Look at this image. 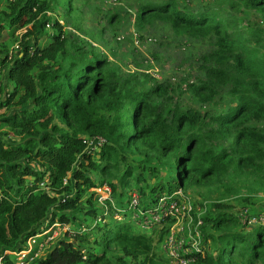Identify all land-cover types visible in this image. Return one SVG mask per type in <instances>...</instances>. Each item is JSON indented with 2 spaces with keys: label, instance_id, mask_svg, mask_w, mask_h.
Segmentation results:
<instances>
[{
  "label": "trees",
  "instance_id": "1",
  "mask_svg": "<svg viewBox=\"0 0 264 264\" xmlns=\"http://www.w3.org/2000/svg\"><path fill=\"white\" fill-rule=\"evenodd\" d=\"M55 1L0 0V39L8 30L18 43L0 41V108L10 107L0 115V264H17L13 252L55 224L68 226L64 237L22 264H170L160 249L170 217L133 230L110 200L86 195L97 184L117 209L134 192L142 209L179 189L190 196L213 248L187 264H264V224L243 222L226 201L245 195L254 205L264 194V0L138 4V31L165 21L202 44L193 71L173 83L123 70L76 35L78 25L48 15ZM121 17L113 11L107 23Z\"/></svg>",
  "mask_w": 264,
  "mask_h": 264
},
{
  "label": "rangeland",
  "instance_id": "2",
  "mask_svg": "<svg viewBox=\"0 0 264 264\" xmlns=\"http://www.w3.org/2000/svg\"><path fill=\"white\" fill-rule=\"evenodd\" d=\"M68 1L69 0L55 1V3H53L54 10L48 12V15L52 18H57L61 23L69 26L70 28L67 27L69 30H74L72 27L75 24L78 25L80 30H74L75 34L91 43L94 48L107 54L110 59L117 63L123 70L139 69L138 71L147 72L158 80L167 79L171 80L172 83L178 81L179 77L184 76L187 72L191 73L193 71L195 66L194 60L196 59L195 53L197 52L196 49H200L202 46L200 41L176 36L169 23L165 21H155L151 27H147L141 31L136 29L134 23L136 8L138 4L146 0H70L73 10L67 14L65 3ZM196 1L199 3L208 2V0ZM178 2L181 6L184 2L191 6L195 0H178ZM117 10L120 11L122 17L116 28H113L107 23V16L109 13ZM253 19L257 20L256 17H253ZM20 33H22V31ZM15 36L11 35L10 31L6 30L3 32V37L0 41H7L10 48H15L14 46L17 43L14 42ZM39 42L43 44L45 42V37L41 38ZM6 80L4 73L2 76L3 85L7 83ZM8 86L10 88L13 87L11 82H9ZM187 99L188 95L184 94L182 96V101L186 103ZM8 108L10 107L0 108V115L8 113L10 110ZM2 129L6 130L7 127H3ZM9 134L10 136L8 139L10 141L13 143L19 142L18 136H14L12 133ZM161 169L165 173H170L172 171V169L166 165H162ZM94 177L96 178L95 175ZM41 187H45L44 183H41ZM102 187L103 185H94L88 188L86 195H93V198L100 204L99 195L103 192ZM189 193L193 199L201 200V196L192 190H190ZM244 198L245 195H240L237 197H228L226 201L233 206L232 210L242 218H244L245 215L252 216L256 213L264 215V194L256 199L254 205L245 206ZM193 212L196 217L200 218L202 212L199 208L194 209ZM113 214L117 220H119L117 217H120L122 220H128L137 225V228L133 226V230H142V228L138 226V222L139 220H143L144 215L137 220L136 224L133 215L129 212L119 214L114 212ZM190 219L191 214L188 218H181L179 221L170 219V227H174V229L178 231L174 232V235L178 239H188L195 234L194 227L196 223L193 215L191 221H189ZM250 219L252 220L253 217ZM99 222L100 216L91 220L90 226ZM101 222H104V220L101 219ZM163 225L164 222L162 226ZM67 229V225L62 226L58 224V226H54L51 229V236L45 237L44 249L42 251V247H40L39 255L43 252H47L53 244L58 243V241L64 237L63 233ZM93 231L98 234L96 228H94ZM149 232H151V230ZM198 233L200 246L207 249L212 247L211 240L206 237L204 238L205 233L202 234L203 239L200 237V232ZM31 246L33 247L34 244L31 243ZM22 256L23 254H20L19 258Z\"/></svg>",
  "mask_w": 264,
  "mask_h": 264
},
{
  "label": "built area",
  "instance_id": "3",
  "mask_svg": "<svg viewBox=\"0 0 264 264\" xmlns=\"http://www.w3.org/2000/svg\"><path fill=\"white\" fill-rule=\"evenodd\" d=\"M14 47L15 49H18V43H16ZM96 144L98 143H97V139L95 138L89 142L88 146L94 147ZM102 188H103V192L101 195H99L100 202L103 203L104 200L106 199L112 202L110 187L105 184L103 185ZM173 195H177V197H174ZM139 202H140L139 195L134 192L131 194L130 202L125 208L117 209L113 207L114 206L113 202H112L111 208L112 210H115V213H118V214L127 213V212L131 213L134 217V221L136 222V224H137V220L144 215L143 220H139L138 226H140L143 231H147V232L150 231L153 228V226L162 225L164 220L168 217H170V219H173L175 221H179V219L181 218H188V216L191 214V219H192L193 210L196 208H200L198 206L194 207L190 196L186 195L180 189L176 190L170 196L161 197L157 201L156 205L150 208H146V209L140 208ZM247 217H248L247 221L249 225H253L255 223L264 224V215L261 213H256L252 216L245 215L244 218L240 216L243 222H245V219ZM251 217H253L252 220L250 219ZM117 218H119V220L121 219L120 217H117ZM191 219L189 221H191ZM195 223H196L194 227L195 234L193 235V237L190 236L188 239L187 238L178 239L174 235V232L175 231L178 232V231L175 230L174 227H170L169 233L165 241H163L160 245L162 252L169 258L170 264L171 263L172 264H187L193 260V257L189 256L190 253L199 252L201 254H204L205 250H207V248L205 247L203 248L200 246V238H199V233H198L200 232V225L202 224L200 218L197 217V221ZM55 225L58 226V224H55ZM52 228L53 227L46 229L43 232L36 234L33 237L29 238L26 243L27 245L26 249L20 250L19 252H13L17 256L16 257L17 264H22L26 256L30 254L33 250H35L34 256H39L40 247H42V251H43L44 242H45L44 239L47 236H51ZM200 237H202L201 233H200ZM37 238L41 239L39 243L37 242ZM31 243L34 244L33 247L31 246ZM20 254H23V256L19 258Z\"/></svg>",
  "mask_w": 264,
  "mask_h": 264
},
{
  "label": "crops",
  "instance_id": "4",
  "mask_svg": "<svg viewBox=\"0 0 264 264\" xmlns=\"http://www.w3.org/2000/svg\"><path fill=\"white\" fill-rule=\"evenodd\" d=\"M4 86H6V84Z\"/></svg>",
  "mask_w": 264,
  "mask_h": 264
}]
</instances>
